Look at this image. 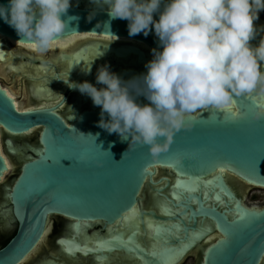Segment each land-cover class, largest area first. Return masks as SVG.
<instances>
[{
	"label": "water",
	"instance_id": "obj_1",
	"mask_svg": "<svg viewBox=\"0 0 264 264\" xmlns=\"http://www.w3.org/2000/svg\"><path fill=\"white\" fill-rule=\"evenodd\" d=\"M72 2L64 18L79 19L70 22L62 39L81 34L107 36L131 39L152 50H162L154 25L147 36L143 32L130 36L128 20H110L107 6L102 3ZM7 3L8 0H0V4ZM154 19H159L158 12L154 13ZM0 36L15 42L24 39L2 17ZM259 42L257 36L251 41L254 46ZM88 47L79 50L74 58L79 61L86 58ZM99 53L115 54L118 60L111 63L118 68L126 66L124 58L128 54L137 56V63L147 64L153 59L152 53L147 56L143 49L132 44L102 46ZM0 56L4 60V54ZM147 71L141 65L136 66L134 77ZM96 81L95 78L93 82ZM133 86L142 90L143 81ZM136 100L150 103L143 94L136 96ZM261 106L264 94L257 89L236 98L235 118L224 110L200 109L187 117L168 150L154 158L147 145L131 141V136L122 140L119 134L99 127L101 106L78 109L75 118L66 121L56 112L57 107L17 108L0 85L4 145L10 158L23 155L19 174L4 186L0 202V221L17 224L15 235L0 247V264H22L43 239L50 215L76 219L77 224L103 221L114 225L134 209L139 210L142 224L145 216L157 221L154 238L161 247L142 246L138 238L140 229L133 227L128 234L119 231L115 236L98 240L94 248L83 246L74 238L67 240L68 250L73 255L75 250L86 254L99 252L107 258L104 252L122 249L133 253L142 264H167L173 257L187 253L199 222L209 219L222 237L206 250L203 264H260L264 258V205L245 203L243 195L230 186L226 177L231 173L250 185L264 188V119L255 118ZM33 132L37 133L33 142L16 139ZM157 167L167 168L173 179L163 178L164 184L162 179L155 182ZM221 168L225 171H220ZM6 171L3 157L0 177ZM148 181L162 184L154 189L165 202L162 211L156 203L143 205L141 197ZM199 236L201 239L202 233ZM180 240H187V244L178 250L176 243Z\"/></svg>",
	"mask_w": 264,
	"mask_h": 264
},
{
	"label": "clouds",
	"instance_id": "obj_2",
	"mask_svg": "<svg viewBox=\"0 0 264 264\" xmlns=\"http://www.w3.org/2000/svg\"><path fill=\"white\" fill-rule=\"evenodd\" d=\"M93 2L107 5L110 20H128L130 36L141 32L147 36L154 25L162 50H152L146 74L126 81L105 64L96 76L104 87L87 80L72 82L70 87L101 106L99 127L119 134L122 140L131 136V141L147 145L154 158L168 150L190 114L200 109L224 110L237 97L257 89L264 94V38L256 46L251 43L264 32V26L258 29L254 23L264 10V0ZM71 4L72 0H8L0 4V17L24 37L18 42L45 53L59 47L70 22L78 21V16L64 18ZM157 12L158 20L154 19ZM138 81L144 85L139 91L133 86ZM141 94L149 104L137 102ZM255 118L264 119V106Z\"/></svg>",
	"mask_w": 264,
	"mask_h": 264
},
{
	"label": "flooded vegetation",
	"instance_id": "obj_3",
	"mask_svg": "<svg viewBox=\"0 0 264 264\" xmlns=\"http://www.w3.org/2000/svg\"><path fill=\"white\" fill-rule=\"evenodd\" d=\"M254 23L258 29L261 26H264V10H261L259 12V19ZM257 37L260 39L264 38V32H259ZM110 38H114V40ZM0 41L3 42V45L0 46V55L2 53L4 54V60H2L0 56L1 73L7 74L10 77L9 82H6L5 80L3 81V79L1 78V85L4 87L8 86L12 88V90L16 93V96L19 92L20 97L17 96V99L21 104L24 103L22 106H27L30 108L57 107L56 112L66 121L72 120L70 119L71 116H74L75 118L76 111L78 109H89L92 108L93 104V101L90 97L87 103L85 102L82 107H79L77 101L79 100V98H82L84 100L87 95L82 94L78 89H71L70 84L72 82L82 83L87 80L89 82H92L94 85L99 86L100 88L103 87L102 84H98L97 81L93 82V80L97 76V68H99V66L101 65L107 64L111 66L110 70L112 72H115L116 69H118V67H116L114 63H111L112 61H114V59L118 60L115 54L99 53L102 49V46L120 47L124 45L138 44L139 47L147 53V56H149L150 53L153 54L152 49L144 43L136 42L131 39L107 36H91L86 39H80L74 42V44H72L67 49H61L57 47L45 53H40L36 50L28 49L25 44L12 41L3 36H0ZM255 43L256 42H254V44ZM85 47L91 49L90 54L87 51L88 56H86V58L84 59H80V61H82L83 64H93L94 67H88L91 69L90 73L86 74L87 71H84V76L79 80H76L75 78L77 77V75L75 74L72 67L77 66L80 61L79 59L74 58V54ZM27 51H31V53ZM102 56L104 57L103 61H101ZM137 58L138 57L136 56V59ZM12 66L15 67V69L12 68ZM22 66L25 67L23 70L20 69V67ZM144 69L147 68L145 67ZM118 75H120L126 81L129 80L124 75ZM64 81H67L68 83ZM16 83L20 85L18 88L16 86ZM10 85L14 86L12 87ZM39 88H42L43 90H52L50 92V95L52 96L38 98L36 95V91ZM24 91L26 92V98H23V102H21L19 98H22ZM36 136L37 135L35 134L34 140H36ZM22 156L23 155L21 154L11 158L14 166H18L20 164V159H22ZM166 177L170 178L171 180L173 179L169 175V171L167 170V168L157 167L156 173L154 175L155 182L159 183V181L162 179L161 183L164 184L165 181L163 180V178ZM226 178L230 186L238 190L239 194L243 195L244 201L246 197L245 195L247 193H249L254 188H259L250 185L249 183L243 181L242 179L231 173H227ZM158 183L154 185L149 183L148 181L147 185L145 186L143 195L141 197L143 205L145 207H147L151 203H154V205H156L158 201H163V198L157 195L156 191L154 190L157 186L162 185L161 183ZM242 191H244V193H242ZM146 218L149 217H144V223H141L140 233L138 235L140 237L139 239L142 246H144L145 248L153 246L161 247V243L154 238L156 225L153 227V230L146 228ZM155 222L157 223V221ZM204 222L209 223V225L206 226L204 230L201 229L200 231V225H202ZM73 223H77V220L58 214L50 215L47 220L46 231L43 239L34 250V252L22 264H26L28 259H30V257H34L35 255H40V259H38L35 264H46L47 262H53L54 264H142V261L134 256L133 253H127L122 249H117L114 252H104L107 258H103L102 253L99 252H90L89 254H86L81 250L77 251V253L73 255L68 250L67 243V240L73 239L75 235L72 229ZM80 223L87 222L81 221ZM89 223H93V226L88 229L87 234L89 236H94V234L97 233L96 236H94L96 237L94 238L96 240L95 243H91L89 246H87L84 242L81 243L78 238L76 240L79 241L81 245H86L90 248H94L98 240L115 236L119 231H125V229L127 230L125 226L122 227L120 225V221H117L114 225L106 224L103 221H89ZM164 223H166V225L169 224V222ZM110 227H113L111 231ZM200 233H202L201 239L199 236ZM179 235L182 238V234ZM194 236L196 237H192L191 248H189L186 254H181L182 257L178 264H203L206 250L222 237L221 233H219V231L215 229L214 224L209 219H205L204 221L199 222L198 229L196 230ZM186 244L187 240H180L176 243V247L179 250L184 248ZM43 249L45 251L44 254H42L41 252L43 251ZM260 264H264V258Z\"/></svg>",
	"mask_w": 264,
	"mask_h": 264
},
{
	"label": "bare ground",
	"instance_id": "obj_4",
	"mask_svg": "<svg viewBox=\"0 0 264 264\" xmlns=\"http://www.w3.org/2000/svg\"><path fill=\"white\" fill-rule=\"evenodd\" d=\"M93 35H88V34H81V35H73V36H70L68 38H65V39H62L59 43V48L61 49H67L69 48L72 44H74V42H76L77 40H80V39H86L88 37H91ZM112 40H114V38H110ZM116 40V39H115ZM61 43H63L65 45V47H61ZM26 47L28 49H31V50H34L32 48H30L27 44H25ZM138 45V44H137ZM139 46V45H138ZM90 48L87 49L88 53L90 54ZM29 53H31V51H27ZM126 61V66L124 67H119L118 69H116V73L117 74H121V75H124L126 78H128L129 80H131L132 78H134L135 76V72H136V66H139L141 65L142 69L145 68V65L146 64H142V63H137L136 61V56L135 55H132V54H128L125 58H124ZM104 60V57L102 56L101 57V61ZM78 63V62H77ZM264 65V62H262V66ZM90 67H94L93 64H83L82 61L79 62V64H77V66H74L72 67V69L74 70L75 74L77 75V77L75 78L76 80H79L80 78H82L84 76V71H86V69ZM100 67V66H99ZM25 67L22 66L20 67L21 70H23ZM98 70V68H97ZM22 72V71H20ZM90 72H87L86 74H89ZM1 85V83H0ZM2 86V85H1ZM144 86V85H143ZM4 88V90L6 91V93L14 100L17 108L19 109H23V106L21 105V103L18 101L17 99V96H16V93L12 90V88L8 87V86H2ZM99 88V86H97ZM52 90H43L42 88H39L37 91H36V95L38 98H41V97H51L52 95H50ZM133 95H135V93L133 92ZM90 99V96H86L85 99L83 100L82 98H79V100L77 101L78 103V106L79 107H82L83 104H85V102L87 103V101ZM262 102V100L260 101ZM92 107L93 108H96L97 106L94 105V103L92 104ZM70 119H74V116H71ZM0 152L1 154L3 155V157L5 158L6 160V163H7V171L4 172V174L0 177V180L4 179L6 174L11 171L13 165H12V162H11V159L9 157L8 154L5 153V151L3 150V144H2V140H1V128H0ZM35 152H37V150H35ZM157 206L161 209L165 207V202L164 201H158L157 203ZM165 209V208H164ZM9 212H5V214H8ZM157 223L152 219V218H146L145 220V226L146 228H149L150 230H153V227L156 225ZM120 225L122 227H126L127 230L125 229L124 232L128 233V231H130L133 227H136L138 229L141 228V221H140V216H139V210L138 209H134L131 213L129 214H126L123 219L120 221ZM209 223H203L202 225H200V231L201 229L204 230L206 228V226H208ZM93 226V223H80V224H77V223H73L72 224V229H73V232H74V238L75 239H79L80 242H84L87 246H89L91 243H95V239L96 237V234H94V236H89L87 234V231L90 227ZM116 228V227H115ZM113 229V227H110V231ZM138 238H140L138 236ZM74 253H77V251L75 250ZM181 257L182 255H179V256H175L173 257L172 259H170L168 261L167 264H178L181 260ZM46 264H54L53 262H47Z\"/></svg>",
	"mask_w": 264,
	"mask_h": 264
},
{
	"label": "rangeland",
	"instance_id": "obj_5",
	"mask_svg": "<svg viewBox=\"0 0 264 264\" xmlns=\"http://www.w3.org/2000/svg\"><path fill=\"white\" fill-rule=\"evenodd\" d=\"M1 78L3 79V81L4 80L6 82L10 81L9 75L2 74L1 73V67H0V81L2 80ZM10 86L13 87L14 85H10ZM16 86L18 88L20 85L18 83H16ZM17 96L20 97L19 92H18ZM23 98H26V92L25 91L23 92L22 98H19V100H21V102H23ZM23 104H21V105H23ZM35 134L37 135L36 132H33V133H30L27 135L19 136L16 139L22 143L32 142L35 139ZM4 136H5V134H3L1 132V140H2V144H3V150L7 154V151H6V148L4 145V140H3ZM20 160L22 161V159H20ZM19 168H20V164L18 166L15 165L14 167H12L11 171H9L6 174L5 178L2 179V181H0V202H1V199H2L3 194H4V191H3L4 186L11 183L17 177V175L19 174ZM242 189H244V188H242ZM242 193H244V191H242ZM245 196H246L245 202L249 205H253V206H263L264 205V189L254 188L249 193H247ZM16 226H17V224H9L6 221H0V237H2L4 234H7L10 231L14 230L16 228ZM41 252H42V254H44L45 253L44 249ZM39 256L40 255H35L34 257H30V259H28L26 264H35L38 261V259H40Z\"/></svg>",
	"mask_w": 264,
	"mask_h": 264
},
{
	"label": "snow or ice",
	"instance_id": "obj_6",
	"mask_svg": "<svg viewBox=\"0 0 264 264\" xmlns=\"http://www.w3.org/2000/svg\"><path fill=\"white\" fill-rule=\"evenodd\" d=\"M61 47H65V45L63 44V43H61V45H60ZM235 105H236V101H234L231 105H228L225 109H224V111L225 112H227L228 114H230V118H235V116H236V112H235ZM29 111H31V110H29ZM29 131L31 130V129H28ZM0 160H2L3 161V157H2V155H0ZM220 171H225V169H223V168H221L220 169ZM218 198V197H217ZM241 218H243V217H241Z\"/></svg>",
	"mask_w": 264,
	"mask_h": 264
},
{
	"label": "trees",
	"instance_id": "obj_7",
	"mask_svg": "<svg viewBox=\"0 0 264 264\" xmlns=\"http://www.w3.org/2000/svg\"><path fill=\"white\" fill-rule=\"evenodd\" d=\"M15 233H16V229L0 237V247L1 248L4 247L8 243V241L15 235Z\"/></svg>",
	"mask_w": 264,
	"mask_h": 264
}]
</instances>
